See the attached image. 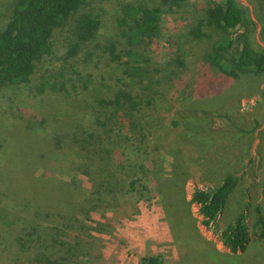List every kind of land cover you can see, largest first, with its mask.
Listing matches in <instances>:
<instances>
[{"label": "rangeland", "instance_id": "rangeland-1", "mask_svg": "<svg viewBox=\"0 0 264 264\" xmlns=\"http://www.w3.org/2000/svg\"><path fill=\"white\" fill-rule=\"evenodd\" d=\"M12 1L0 0V29ZM238 1L255 24V40L264 48V8L260 11L255 0ZM121 2L139 5L143 0H89L87 8L93 13L105 10L101 42L112 36ZM206 3L189 0L185 8L162 16V37L152 46L155 62L163 65L179 50L189 55L187 72L202 61L209 44L192 41L188 32ZM64 45V37L57 35L53 45L57 57L64 54ZM62 64H38L29 85L0 92V264L32 259V253H18L15 237L35 217L44 226L68 230L72 246L88 256L80 257L81 264H141L148 256L161 257L163 264H264V240L254 229L257 211L264 216L263 78L247 74L222 87L223 79L214 71V78L205 77V85H212L209 90L221 89L220 94L192 97L165 86L149 105L147 97L140 96L154 135L145 144L137 139L125 146L129 171L117 174L109 187L104 184L107 190H96L84 172L90 173V168L75 156L74 145L83 133L81 124L91 125L85 122L94 108L88 98L91 92L76 94L70 83L61 92H36L43 83L55 81ZM81 70L99 75L91 67ZM27 121L33 123V131ZM104 165L108 180L116 172L110 163ZM182 172L187 176L183 178ZM226 174L237 175L240 183L216 227L207 230L200 224L198 206L189 203L191 196L197 188L216 186ZM136 178L147 189L138 183L136 192L126 193ZM39 187H45L49 197L45 204L34 197L39 196ZM111 189L118 193L116 204ZM59 190L67 193V200H59ZM51 201L55 207L46 205ZM242 214L247 215L251 237L246 251L232 257L218 233ZM82 225L88 228L87 239L77 231Z\"/></svg>", "mask_w": 264, "mask_h": 264}, {"label": "trees", "instance_id": "trees-1", "mask_svg": "<svg viewBox=\"0 0 264 264\" xmlns=\"http://www.w3.org/2000/svg\"><path fill=\"white\" fill-rule=\"evenodd\" d=\"M255 1L263 11L264 0ZM88 3L89 0H13L9 4L8 16L0 29V92L13 85H29L38 64L63 62L56 71L55 81L43 83L36 92H61L67 83L76 94L78 90L91 92L88 98L94 102V108L85 116V122L91 125L81 124L83 133L75 138L74 145L75 156L85 160L90 168V173L84 172L96 190H107L104 186L109 187L112 180L117 179V174L129 171L125 146H131L137 139L145 144L154 135L140 96L147 97L149 105L165 86L192 97L220 94L221 89L213 91L209 90L212 85H205V77L214 78V71L223 79L222 87L226 82L233 83L247 74L264 79V48L255 40V24L238 0H207L202 15L195 19L188 36L192 41H206L209 46L202 61L190 72H187L190 66L188 53L184 55L179 50L170 54L169 61L163 65L155 62L152 56V46L157 45L162 37V16L185 8L189 0H143L139 5L121 2L114 16L113 34L103 42L99 36L105 28V10L93 13L87 8ZM57 35H62L65 42V52L60 57L53 47ZM120 47L124 48L120 50ZM89 67L99 74L98 77L81 70ZM66 74L70 78L66 79ZM50 78L54 79V75ZM26 124L33 131V123L27 121ZM2 148L0 142V154ZM104 163H110L111 171L116 172L108 180V166L105 167ZM181 175L184 178L187 173ZM140 181V178L132 179L126 193L136 192ZM163 183L168 184L166 180ZM239 183L240 177L226 174L214 187L195 189L189 203L198 206L200 224L205 229L216 227ZM140 185L142 190L147 189ZM164 188L159 193H163ZM44 189H36L39 196H34L43 204L49 200ZM110 192L114 196L111 201L116 204L118 193L112 189ZM59 194V200H67L66 192L59 190ZM93 194L100 196L101 192ZM46 205L55 207L52 201ZM256 214L254 229L258 238L264 240V216L261 210ZM30 220L28 225L19 229L15 243L18 244V253H32L33 257L29 262L15 261L16 264H81L80 257H88L72 246L73 238L64 227L44 226L37 217ZM77 231L89 238L88 228L84 225ZM218 234L231 256L238 257V253L246 251L251 237L247 215H240ZM80 239L75 236L77 242ZM141 264H163V260L159 256H148L141 259Z\"/></svg>", "mask_w": 264, "mask_h": 264}]
</instances>
